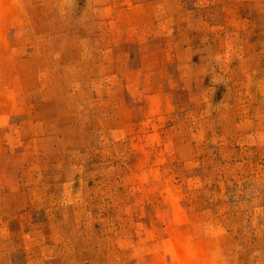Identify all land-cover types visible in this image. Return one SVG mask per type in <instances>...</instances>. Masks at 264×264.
I'll return each instance as SVG.
<instances>
[{"label":"rangeland","instance_id":"obj_1","mask_svg":"<svg viewBox=\"0 0 264 264\" xmlns=\"http://www.w3.org/2000/svg\"><path fill=\"white\" fill-rule=\"evenodd\" d=\"M0 264H264V0H0Z\"/></svg>","mask_w":264,"mask_h":264}]
</instances>
